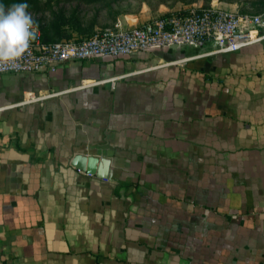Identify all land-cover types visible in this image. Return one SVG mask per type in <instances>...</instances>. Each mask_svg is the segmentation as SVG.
I'll return each instance as SVG.
<instances>
[{
    "label": "crops",
    "instance_id": "1",
    "mask_svg": "<svg viewBox=\"0 0 264 264\" xmlns=\"http://www.w3.org/2000/svg\"><path fill=\"white\" fill-rule=\"evenodd\" d=\"M211 47L0 74V264H264V39Z\"/></svg>",
    "mask_w": 264,
    "mask_h": 264
},
{
    "label": "built area",
    "instance_id": "2",
    "mask_svg": "<svg viewBox=\"0 0 264 264\" xmlns=\"http://www.w3.org/2000/svg\"><path fill=\"white\" fill-rule=\"evenodd\" d=\"M262 39L264 10H228L212 0L206 5L189 4L136 25L123 26L117 18L111 25L83 36L43 40L38 29L37 38L30 43L29 49L14 66L0 68V74L52 70L65 61L117 57L161 46L201 47L208 43L212 47L205 53L232 52ZM96 82L99 80L89 83ZM58 92L27 90L12 105L39 102Z\"/></svg>",
    "mask_w": 264,
    "mask_h": 264
},
{
    "label": "rangeland",
    "instance_id": "3",
    "mask_svg": "<svg viewBox=\"0 0 264 264\" xmlns=\"http://www.w3.org/2000/svg\"><path fill=\"white\" fill-rule=\"evenodd\" d=\"M212 0H0L7 11L15 3H27L38 29L46 37L85 35L126 14L164 12ZM236 4V11L260 12L264 0H216ZM152 14V15H153ZM151 15V14H150Z\"/></svg>",
    "mask_w": 264,
    "mask_h": 264
},
{
    "label": "clouds",
    "instance_id": "4",
    "mask_svg": "<svg viewBox=\"0 0 264 264\" xmlns=\"http://www.w3.org/2000/svg\"><path fill=\"white\" fill-rule=\"evenodd\" d=\"M27 3L0 6V68L14 66L37 38L38 25Z\"/></svg>",
    "mask_w": 264,
    "mask_h": 264
},
{
    "label": "trees",
    "instance_id": "5",
    "mask_svg": "<svg viewBox=\"0 0 264 264\" xmlns=\"http://www.w3.org/2000/svg\"><path fill=\"white\" fill-rule=\"evenodd\" d=\"M207 4V3H206ZM206 4H203V5H206ZM239 12H244V11H239ZM41 32V31H40ZM41 35H42V38L43 40H53V39H57V38H61V37H69L70 35H67V36H60V37H55V38H50V37H46L43 32H41Z\"/></svg>",
    "mask_w": 264,
    "mask_h": 264
},
{
    "label": "water",
    "instance_id": "6",
    "mask_svg": "<svg viewBox=\"0 0 264 264\" xmlns=\"http://www.w3.org/2000/svg\"><path fill=\"white\" fill-rule=\"evenodd\" d=\"M93 160V159H92ZM92 160H88V161H92ZM91 163L89 162V165H87V171H92L93 170V165H90Z\"/></svg>",
    "mask_w": 264,
    "mask_h": 264
}]
</instances>
